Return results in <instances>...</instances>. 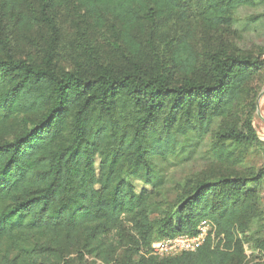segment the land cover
Returning a JSON list of instances; mask_svg holds the SVG:
<instances>
[{"label":"trees","instance_id":"16d2710c","mask_svg":"<svg viewBox=\"0 0 264 264\" xmlns=\"http://www.w3.org/2000/svg\"><path fill=\"white\" fill-rule=\"evenodd\" d=\"M262 5L0 0V264H241L245 238L264 250V169L238 170L263 147L252 83L264 46L257 53L224 47L199 59L188 34L171 36L159 22L193 10L211 27L240 36L239 9ZM60 6L81 9L91 24L109 30L105 39L124 65L101 57L88 37L90 22L80 19L74 65L58 68V28L49 14ZM3 20L22 29L45 22L51 29L45 57L16 58ZM142 51L150 52L147 59L134 58ZM192 132L210 134L221 168L188 176L177 203L152 219L151 193L137 192L126 177L152 185L153 157L175 155L179 137ZM204 220L224 235L223 247L209 237L196 251L152 253L155 241L195 234Z\"/></svg>","mask_w":264,"mask_h":264},{"label":"rangeland","instance_id":"374dc122","mask_svg":"<svg viewBox=\"0 0 264 264\" xmlns=\"http://www.w3.org/2000/svg\"><path fill=\"white\" fill-rule=\"evenodd\" d=\"M56 22L58 31L56 34V52L54 62L58 68H71L74 65L77 53V31L76 22L82 19L83 22H90L88 37L92 39L98 48L99 54L104 60L111 61L118 67L123 66L125 61L123 54L114 50L106 41L110 36L109 30H99L91 24V19L83 16L81 9L76 7H57L49 14ZM256 18L255 21L251 19ZM160 26L171 36L187 35L186 40L193 44L194 52L199 59H204L207 51L220 48L229 50L243 49L251 52H258L260 46H264V5L253 7H241L237 14L238 36L225 28H213L208 25L203 16L198 18V13L189 10L187 14H168L160 19ZM6 28L3 32L4 38L9 42L8 48L18 59H36L40 62L45 55L43 49L47 48L48 34L51 29L45 22L32 24V27L25 29L13 27L12 22L3 20ZM174 33V34H172ZM156 44L162 45V40L154 34ZM150 52H141L134 58L149 57ZM263 62L262 69L253 81L252 85L256 88V103L262 90L264 89V55L261 57ZM178 76H182L179 73ZM253 122L257 134L263 140L264 147V93L259 99V108L253 115ZM253 149L249 152L244 163L238 165V170L264 169V148ZM156 176L152 185H146L137 178L126 177L137 192L147 190L151 193L149 198L151 218L155 219L165 213L166 207L175 205L178 194L184 180L193 174L204 173L207 171L219 170L221 165L215 160L211 151L210 134L203 138L195 133L179 137L177 153L167 158L159 156L153 157ZM263 196L264 208V183L260 187ZM249 235V234H248ZM264 237V231L262 232ZM244 250L246 257L241 264H264V250L256 248L247 238L244 239Z\"/></svg>","mask_w":264,"mask_h":264},{"label":"built area","instance_id":"2783aa9c","mask_svg":"<svg viewBox=\"0 0 264 264\" xmlns=\"http://www.w3.org/2000/svg\"><path fill=\"white\" fill-rule=\"evenodd\" d=\"M209 237L213 240V246L221 241L220 246L223 247L224 235H218L216 225L213 222L204 220L200 223L195 234H177L155 241L152 244V253L161 257H170L196 251Z\"/></svg>","mask_w":264,"mask_h":264},{"label":"water","instance_id":"95a60500","mask_svg":"<svg viewBox=\"0 0 264 264\" xmlns=\"http://www.w3.org/2000/svg\"><path fill=\"white\" fill-rule=\"evenodd\" d=\"M263 93H264V89L262 90V92L260 93V95L258 97L257 109L259 108V99L261 98V96H262Z\"/></svg>","mask_w":264,"mask_h":264}]
</instances>
